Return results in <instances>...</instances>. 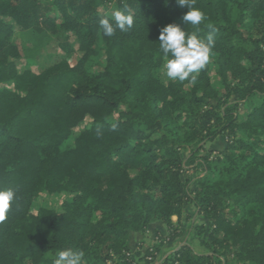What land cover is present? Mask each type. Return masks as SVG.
Returning a JSON list of instances; mask_svg holds the SVG:
<instances>
[{"label":"trees","instance_id":"obj_1","mask_svg":"<svg viewBox=\"0 0 264 264\" xmlns=\"http://www.w3.org/2000/svg\"><path fill=\"white\" fill-rule=\"evenodd\" d=\"M110 1L134 22L107 37L99 9ZM194 6L198 26L176 0H0V188L16 190L0 264H53L68 248L84 252L82 264H264V0ZM168 24L214 36L195 84L166 76ZM15 26L82 55L21 69ZM219 137L225 149H207ZM186 166L203 175L184 179ZM44 194L67 198L33 212ZM190 204L211 229L209 252L163 251L159 225L170 233ZM131 232L156 241L137 255Z\"/></svg>","mask_w":264,"mask_h":264},{"label":"rangeland","instance_id":"obj_2","mask_svg":"<svg viewBox=\"0 0 264 264\" xmlns=\"http://www.w3.org/2000/svg\"><path fill=\"white\" fill-rule=\"evenodd\" d=\"M114 4V2H108V7H101L99 9L100 13L110 15L113 11H115L113 7ZM13 41L19 46L22 52L21 58L13 59V61L19 68L23 69L25 67H29L37 73L42 72L45 68L61 61L65 57H67L72 64H75L82 55V53L77 49L73 50V53L68 54L63 50L59 40L56 37L45 39V37L37 36L31 31H23L19 26H15ZM70 41L73 43V46L77 47V45H74L75 40L73 37H71ZM212 75L216 77L215 69H213ZM216 81L217 77L214 78L215 83ZM235 98L236 97H233L232 99ZM212 103L215 102L213 101ZM92 121L93 120L91 117H87L85 121L73 129L71 142L73 141L75 135L80 133L86 127L91 126ZM210 144L211 143L207 144V149H209ZM225 146V138L219 137L214 146L216 148L214 149L217 151H223ZM187 155H189V151L187 152ZM186 168V173L183 174L184 179L187 177V175H190L191 179L194 181L193 177L200 174L201 172L200 169H195L193 166H186ZM66 198L67 196L64 194L41 195L33 203L31 210L36 212L42 207L59 210L61 204ZM187 209L188 210L186 214H184V217H182L181 220L178 219V221L175 223L176 226L171 228L170 233L167 226H164V229L161 230L160 238L161 240L165 239V241L163 240V251H173L181 245L189 244L197 252H209L212 240L210 238L211 229L209 224L206 222L207 219L198 213L193 204H190ZM174 216L177 217V215ZM147 236L148 237H145V241L144 237L140 240L134 241L136 244V247H133L135 249V254L140 256L144 255L148 245L155 243L156 240H154L155 236L153 234H148ZM234 264L236 263L234 262Z\"/></svg>","mask_w":264,"mask_h":264},{"label":"clouds","instance_id":"obj_3","mask_svg":"<svg viewBox=\"0 0 264 264\" xmlns=\"http://www.w3.org/2000/svg\"><path fill=\"white\" fill-rule=\"evenodd\" d=\"M196 0H176V4L188 11L183 20L198 26L205 20V14L195 7ZM133 16L126 14V9H116L110 15L99 20V28L104 36L112 37L116 30L127 32L133 26ZM208 27H212L209 25ZM160 49L171 58L165 65L166 76L169 80H189L195 84L197 76L209 62L215 47L213 34L210 32L206 39L200 37L196 31L187 33L179 25L168 24L161 29L159 34ZM116 125H113L115 129ZM16 190L14 188H0V222L6 219L15 200ZM84 252L79 249L68 248L59 251L53 264H82Z\"/></svg>","mask_w":264,"mask_h":264},{"label":"crops","instance_id":"obj_4","mask_svg":"<svg viewBox=\"0 0 264 264\" xmlns=\"http://www.w3.org/2000/svg\"><path fill=\"white\" fill-rule=\"evenodd\" d=\"M216 142H217V140H215L214 142H211L209 148H210V149H212V148H213V149L216 148V147H214L215 144H216ZM187 210H188V209H187ZM183 217H184V216H183ZM178 219H179L178 216H177V217L173 216L172 221H173L174 223H176V222L178 221ZM181 219H182V218H181ZM164 226H165V225H163V224H160V225H159V227H160L161 230L164 229ZM143 237H144V235H143L142 233H140V232H131V233H130V245H131L132 247H136V244H135L134 241H136V240H140V239L143 238Z\"/></svg>","mask_w":264,"mask_h":264},{"label":"built area","instance_id":"obj_5","mask_svg":"<svg viewBox=\"0 0 264 264\" xmlns=\"http://www.w3.org/2000/svg\"><path fill=\"white\" fill-rule=\"evenodd\" d=\"M218 155V152L217 151H214L213 153H212V155H211V157H210V159H213V158H215V156H217ZM187 169V168H186ZM186 171V170H185ZM184 173H186V172H184ZM203 175V173L201 174V176ZM188 176V175H187Z\"/></svg>","mask_w":264,"mask_h":264}]
</instances>
